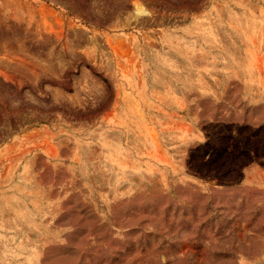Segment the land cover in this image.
<instances>
[{"label": "rangeland", "instance_id": "1", "mask_svg": "<svg viewBox=\"0 0 264 264\" xmlns=\"http://www.w3.org/2000/svg\"><path fill=\"white\" fill-rule=\"evenodd\" d=\"M0 264H264V0H0Z\"/></svg>", "mask_w": 264, "mask_h": 264}, {"label": "bare ground", "instance_id": "2", "mask_svg": "<svg viewBox=\"0 0 264 264\" xmlns=\"http://www.w3.org/2000/svg\"><path fill=\"white\" fill-rule=\"evenodd\" d=\"M137 10H139V13H144L145 12V9L142 7V5L139 6V8Z\"/></svg>", "mask_w": 264, "mask_h": 264}]
</instances>
